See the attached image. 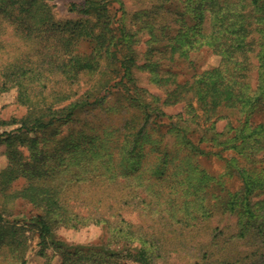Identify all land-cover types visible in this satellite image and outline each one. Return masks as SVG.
Wrapping results in <instances>:
<instances>
[{
	"label": "trees",
	"instance_id": "obj_1",
	"mask_svg": "<svg viewBox=\"0 0 264 264\" xmlns=\"http://www.w3.org/2000/svg\"><path fill=\"white\" fill-rule=\"evenodd\" d=\"M144 5L145 7L128 14L121 0H84L79 12L95 21L83 19L61 25L52 21V15L44 0H0V15H3V19H8L11 23L24 22V25L17 24V31L23 37L30 39L35 28L36 34L51 33V36L58 40L53 52H49L46 46L41 52V61L53 76L74 85L81 76L94 74L103 68L112 70L114 74L109 76L108 86L102 96L96 93L69 99V95H58L54 105L51 103L45 108L37 109L32 118L21 120L20 123L14 120L13 124L18 125L15 129L1 132L0 144L6 145L10 162L0 171V185L7 186L19 177L27 179V184L15 194H10L9 198H22L41 210L37 224L40 228L39 238L43 242L56 223L54 216H57L71 228L93 224L105 228L111 237L137 240L140 246L135 248L133 258L129 254L135 264H168L171 253L190 245V242L202 233L205 224L215 212L222 210L224 213L236 215L238 221L236 234L231 235L228 240H223L221 246L235 241L251 245L253 249L244 257L233 259V256L220 255L212 259L215 256L214 247L219 246L218 237L223 236L224 232L219 230L215 233L217 228L209 227L211 232L206 235L209 243H203L206 251L201 250L203 254L198 255L199 259L192 264H199L201 260L202 264L207 260L206 264H264V201L254 203L250 200L256 180L253 174L245 170L237 171L242 182L241 189L230 196L223 205H203L202 212L197 211L190 216V213H182L181 217L173 220L165 218L163 226L176 234L170 239V243L175 242L174 245H177L173 250L169 249L165 240L159 236L137 234V231L133 230L136 227L119 213L122 206L129 205L131 192L123 191L122 198L119 199L118 191L115 192L114 188H93V180L89 177L85 178L89 186L77 184L74 175L64 180L63 174L69 172L66 169L75 166L67 165L68 158L64 154L74 146L76 137L72 130L63 134L59 127L69 128L71 122L79 121L81 113L91 112L95 107L102 106L110 94L121 93L128 107L139 109L142 120L136 132L130 129L129 121L123 122L124 142L119 145L118 151L111 154L117 153L125 167L137 153L135 151L142 138L148 135L150 126L156 119L163 117L156 128H164L165 134L174 135L177 138H173L174 146L180 147L183 155L171 157L172 149L163 144L164 136L161 135L162 147L156 146V154L152 156L153 164L159 175H162L168 164L172 166L171 170L175 169L178 173L177 170L183 166L175 162L186 160L190 171H185L196 185L209 182L204 171L197 168L196 157L221 158L229 145L235 150H239L240 146L221 142L201 147L194 142L191 125H196L197 119L203 116L208 120L210 124L200 128L202 140L203 133L214 129L217 120L211 121L210 117L218 109L237 110L244 114L243 120L247 122L255 107L264 105V0H146ZM27 16L33 19L32 23L27 20ZM132 18L136 20V24H132L135 25L134 30L130 27ZM145 31L149 35L147 43L151 48L145 55L142 66L138 67L135 64L137 58L123 52L139 43ZM77 42H90L93 47L87 54H78L72 47ZM204 47L221 57L220 65L196 74L188 82L176 85L177 87L166 95L162 104L174 106L184 103L188 113L177 118L178 115H167L160 107L152 108L150 103L143 102V93H149L138 87L134 75L136 68L146 69L154 74L155 79L163 80L164 77L157 73L158 68L164 66L162 60H187L191 51ZM38 48L40 49L39 46ZM5 69L7 73L0 92L14 87L23 95L21 90L26 84L25 80L29 78L24 76L26 68L17 62ZM172 77L173 74H170L164 81H170L173 86ZM31 81L33 82H29ZM23 92L26 93L27 89ZM41 96L43 98L42 94ZM28 97V94L25 95V99ZM66 102L67 104H64ZM259 125L258 130L252 133L264 132V126ZM84 127L85 124L82 128ZM58 136L60 138H57ZM52 143L51 148H45ZM23 150L28 153L29 160L24 159ZM142 156L148 157V154ZM114 161L115 158L110 156V159H104L101 163L114 169ZM82 162V169L76 170L75 173H93L94 176L98 173L97 170L85 167L92 166V161ZM227 165L229 167L230 162H227ZM62 171L63 174L59 177ZM69 199L72 204H69ZM75 203L78 204L76 207H91L90 210L94 211L89 210L82 215L75 211ZM23 234L22 227L4 222L0 214V242L6 239L8 246L4 254L6 264H26ZM220 250L224 251L225 248ZM103 255L105 259L101 258V253L90 250L63 252L61 264H112L110 259L115 256V252ZM108 258L110 259L106 260Z\"/></svg>",
	"mask_w": 264,
	"mask_h": 264
},
{
	"label": "rangeland",
	"instance_id": "obj_2",
	"mask_svg": "<svg viewBox=\"0 0 264 264\" xmlns=\"http://www.w3.org/2000/svg\"><path fill=\"white\" fill-rule=\"evenodd\" d=\"M121 1L127 13L132 14L145 7L144 2L146 0ZM44 2L50 10L54 23L63 25L83 19H89L91 22L95 21L93 18L79 12L84 5V0H44ZM33 11L35 10L33 9ZM27 20L30 23L33 22V19L29 16H27ZM17 24L24 25V22L11 23L10 20L3 19V15H0V88L7 73L5 68L17 62L26 68L24 76L29 78L25 80L26 84L21 90L23 95H20L14 87L0 92V122L3 123L0 124V133L15 129L18 125L13 124L14 120L20 123L21 120L32 118L37 109L45 108L51 103L54 105L58 95H69V99H76L88 94L95 95L97 93L102 96L105 93V88L108 86L107 82L110 80L109 76L114 75L112 70L103 68L94 74L83 75L77 83L69 85L58 79L57 76H53L48 67L41 61L43 47L46 46L49 52H53L58 40L55 37L53 38L51 33L40 34L37 32L36 34L35 28L31 38L27 39L17 31ZM132 24H136L135 19L132 20L130 25L131 30H134L135 25ZM142 34L139 43L133 46L135 53L133 48L126 49L123 52V54L129 56L132 54L134 58H137L135 64L138 67L142 66L145 55L151 48V45L147 43L148 33ZM54 36L58 38L57 35ZM36 42L38 45H36ZM72 47L75 48L78 54H87L91 51L93 44L90 42H77ZM221 60L220 56L207 47L191 51L187 60L176 58L172 62L162 60L164 66H160L157 73L164 78L173 74V86L170 81L165 82L164 78L163 80L161 78L160 80L155 79L154 74L146 69L136 68L134 75L138 87L149 93H143V102L150 103L152 108L160 107V110L167 115H178L177 118L179 115L182 116L184 113H188V110L184 108V103L174 106L162 105L166 95L172 89H175L176 85L190 81L196 74L217 67L220 65ZM28 65H31V67H27ZM253 77L255 79V73ZM30 80H33V82H29ZM25 89H27L26 93L23 92ZM27 94L30 97L25 99ZM124 99L121 93L110 94L102 106L95 107L91 112L81 113L79 121L74 120L71 122L69 128L67 126L59 127L63 134L72 130L76 137L74 146L67 151L68 153L64 154L68 158L67 165L75 166L66 169L69 172L64 174L62 171L59 177L63 174L64 180H66L74 175V180L78 181L77 184L86 186H89V184L85 178L89 177L93 180V188L95 186L114 188L115 192L118 191L119 199L122 198L123 191L131 192L129 205L122 206L119 213L136 227L133 230L137 231V234L146 233L150 236H159L165 240L166 245L172 250L177 245H174L175 242L170 243V239L176 234L170 231L171 229L163 226L165 218H172L173 220L178 219L183 214L190 213V216L197 211L202 212L203 205H223L230 196L237 193L242 187L241 179L237 174L238 170H245L255 176L254 191L250 196V200L254 203H263L264 132L258 134L252 132L258 130L259 124L264 126V105L256 106L247 122L243 120L244 114L237 110L218 109L210 117L211 121L217 120L214 129L208 133H203L202 140H200V128H204L205 125L208 126L210 124L208 120L203 116L197 119L196 125H191L190 131L193 133L194 142L201 147H209L212 143L221 144V142L240 146L239 150H235L231 149V145H229L228 149L223 151L221 158L216 156L196 157L195 164L197 168L202 169L209 180V182L196 185L187 176L185 170L190 171V168L187 167L186 160L175 162L183 166L182 169L177 170L178 173L175 169L171 170L172 166L168 164L163 171L164 177H162L163 174L159 175L156 166L153 164L154 158L152 156L156 154V146L162 147L161 135L164 136L163 144L172 149L171 157L183 155L180 147L174 146L175 141L173 138L176 137L165 134L164 128L163 130L156 128L163 117L156 119L155 123L150 126L148 135L142 138L140 144H138V149L135 151L137 153L133 155L132 160H129L125 167L121 164L117 153L115 155L111 154L118 151L119 145L122 141L124 142L123 122L129 121L130 129L134 132L137 131L139 124L142 122L139 109L128 107ZM67 102L64 104H67ZM82 123L85 124L84 128H82ZM93 127L95 128L93 129ZM52 146L53 143L45 148H51ZM164 148L166 149V146ZM6 150V145L0 144V171L5 169L10 162ZM146 153L148 157L142 156ZM22 154L24 159L29 158L28 153L24 150ZM110 156L115 158L116 167L114 169L107 164L103 166L101 163L104 159H110ZM82 160L92 161V166L85 167L97 170L98 173L95 176L93 173H75L76 170L80 171L82 169L84 165ZM227 162H230L229 167ZM86 164L88 163L86 162ZM102 167L103 169H101ZM115 175L114 183H112ZM99 180H103V182H98ZM26 184L27 179L19 177L7 186L0 185V214L4 222L18 225L24 229L26 264H61V253L73 252L74 250H90L94 253H101L102 259H105L103 254L109 255L113 251L115 256L106 259H110L112 264H135L130 257L133 258L135 248L140 246V242L111 237L105 228L93 224L71 228L59 217L54 216L56 223L53 224L51 232L45 236L43 242L39 238L40 228L37 224V217L42 214L41 210L22 198H9L10 194H15ZM123 198L125 199V197ZM69 204H72L70 199ZM76 206H78L77 203H75V211L82 215H85L91 209V207ZM237 221L236 215L224 213L222 210L216 211L209 222L205 224L202 233L193 239L190 245H185V247L178 248L176 252H172L167 263L192 264L195 260H198V255L203 254L201 250L206 251L203 243H209V239L206 237L207 233L211 232L210 229L215 228H217L215 233L222 230L224 235L218 237L219 246L214 247L215 256L212 259H216L220 255L233 256V259L244 257L253 249L251 245H245L242 242L235 243L234 241V243L221 246L223 240H228L231 235L236 234ZM137 228H141V230ZM220 248H225V250L221 251ZM7 249V240L4 239L0 242V264H6L4 254ZM207 262L208 260L204 264ZM199 264H202V260ZM213 264L217 263L213 262Z\"/></svg>",
	"mask_w": 264,
	"mask_h": 264
}]
</instances>
